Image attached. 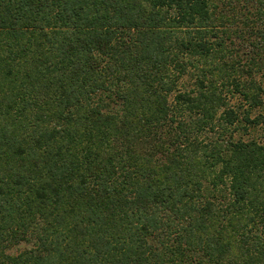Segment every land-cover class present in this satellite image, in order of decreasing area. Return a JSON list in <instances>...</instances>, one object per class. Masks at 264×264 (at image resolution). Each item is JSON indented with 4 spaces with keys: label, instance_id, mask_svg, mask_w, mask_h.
<instances>
[{
    "label": "trees",
    "instance_id": "obj_1",
    "mask_svg": "<svg viewBox=\"0 0 264 264\" xmlns=\"http://www.w3.org/2000/svg\"><path fill=\"white\" fill-rule=\"evenodd\" d=\"M263 99L264 0H0V264H264Z\"/></svg>",
    "mask_w": 264,
    "mask_h": 264
},
{
    "label": "rangeland",
    "instance_id": "obj_2",
    "mask_svg": "<svg viewBox=\"0 0 264 264\" xmlns=\"http://www.w3.org/2000/svg\"><path fill=\"white\" fill-rule=\"evenodd\" d=\"M183 83H185V85H187L188 87H192L193 85V80L189 78V76H184L181 80ZM235 100H231V102H234ZM263 105H264V99H263ZM259 109V108H257ZM260 110V109H259ZM256 113H259V111L254 110L253 115H255ZM262 113H264V110H262ZM245 138H256L258 140H264V123L256 126L254 129H252L251 132H248L247 134L244 133Z\"/></svg>",
    "mask_w": 264,
    "mask_h": 264
}]
</instances>
